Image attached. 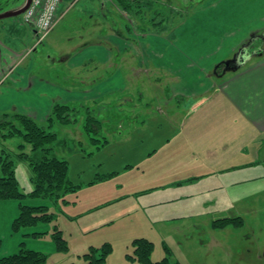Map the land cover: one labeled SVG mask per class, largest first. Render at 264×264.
<instances>
[{"label":"rangeland","instance_id":"rangeland-1","mask_svg":"<svg viewBox=\"0 0 264 264\" xmlns=\"http://www.w3.org/2000/svg\"><path fill=\"white\" fill-rule=\"evenodd\" d=\"M24 1L0 0V14L22 7ZM74 1L64 0L65 7ZM77 1L81 7L95 0ZM117 1L124 6L131 4H124L126 0H113L116 4ZM211 1L141 0V3H136H140L139 13H146L147 20L152 18V24L161 21L169 34L167 31L171 23L176 24L181 18L188 19L189 15L191 18L193 11ZM237 1L233 0L234 3ZM258 1L262 0H252L250 3L254 6ZM74 15L76 12L66 19L69 28L75 24L67 32L71 33L68 36L73 37L72 41H77L80 38L75 30L82 31L86 25L76 20ZM238 19L242 20V17ZM9 22L17 29L12 33V45L17 50H30L28 62L31 61L34 73L58 83H65L71 76L76 77L65 74V67L59 63L60 52L50 44L51 37H46L39 44L33 29L24 23L22 15L1 20L0 25ZM140 23L135 25L138 29H144V25L151 28L146 22ZM52 59L54 63H50ZM144 82V78H141L131 85L130 90L114 92L111 97L100 100L98 105H88L99 122V136H92L100 140L99 145H94L84 132L86 110L79 106H72L79 110L74 123H55L49 129L56 135L54 154L67 161L68 179L77 189L65 195L64 202L45 203L49 212L55 215L54 222L46 225V234L40 238L45 249V264H86L81 256L90 247L101 248L105 244L110 246L105 264H137L127 258L133 252L132 242L136 239L151 242L150 259L154 262L168 258L169 262L178 264H218V261L209 258L208 244L212 243L211 237L217 234L214 231H219L213 227V222L224 218L241 219L239 225L235 223L236 226L225 227L239 230V234L232 236L237 246L254 248L264 244V238L256 233L264 229V142L260 144L258 140L254 144H247V158L238 155L231 164L241 161H255L256 164L246 171L225 172L223 188L212 177L199 184L185 182L188 180L184 179L194 173L208 172L195 171L185 163L168 161L173 156L172 151L180 149L179 143L186 129L181 132L179 125L174 129V126L165 123L162 111L180 113L181 109L187 107L186 101L177 98V102L163 107L159 104L160 91L156 95ZM136 94L140 97H136ZM196 101L197 104L201 103V99ZM197 104H191L197 110L193 115L199 110L200 104ZM193 115L191 117L195 119ZM194 119H189L186 127ZM35 121L39 126L47 127L46 121L42 122L39 118ZM209 139L213 141L214 137L209 136ZM20 143L19 138L0 141V153L3 150L14 152ZM231 149L238 152V148L229 146ZM219 153L224 157L223 149ZM15 167L19 188L26 194L32 190L30 170L24 162H17ZM245 174L255 180L243 183L241 178ZM215 175L221 178L220 174ZM187 194L190 196L184 197ZM54 227L61 232L67 244L66 253L51 251ZM250 231L254 232L251 240L247 239L248 235H243Z\"/></svg>","mask_w":264,"mask_h":264},{"label":"crops","instance_id":"crops-1","mask_svg":"<svg viewBox=\"0 0 264 264\" xmlns=\"http://www.w3.org/2000/svg\"><path fill=\"white\" fill-rule=\"evenodd\" d=\"M131 1L126 0L124 4H131L127 6L129 10L124 11L120 1L116 4L113 0H95L79 7L75 0L65 7L62 0L55 26L47 37H51L52 48L60 52L59 63L65 67V74L76 76L64 80L65 83L46 80L34 73L31 61L28 62L30 50H17L12 45V33L17 31L14 24H1L0 114L15 111L45 122L56 103L98 105L106 96L125 92L127 88L130 90L131 85L144 78L149 90L155 94L160 91L159 104L163 107L177 102V98L186 101L187 107L180 113L161 110L165 123L174 129L179 125L181 132L186 129L179 143L180 149L172 151L173 156L168 161L208 172L194 173L184 179L188 180L185 182L199 184L212 177L223 188L225 172L246 171L256 164L255 161L231 164L238 155L247 158V144L258 140L260 144L264 142V53L250 57L229 74L216 77L213 70L232 58L252 35L264 30V0L254 6L250 3L252 0L235 3L233 0H212L193 11L191 18L189 15L188 19L171 23L169 34L161 21L152 24V18L147 20L146 13H139L141 0ZM73 12H76L74 18L86 25L82 31L75 30L80 38L77 41H72L73 37L68 36L71 33L67 32L75 26L72 24L69 28V21H66ZM140 22L148 23L151 28L144 25V29H138L135 25ZM28 26L35 34L33 24ZM54 62L52 59L50 63ZM136 97L140 96L136 94ZM200 99L199 105L196 100ZM192 103L199 105L198 112L202 114L193 115L197 110ZM189 119L194 121L186 127ZM209 136L214 137L213 141L208 140ZM229 146L238 148V152L229 150ZM222 149L224 157L219 153ZM250 176L245 174L241 178L243 183L255 180ZM20 204L19 201L0 200V256L14 254L20 244L29 250L45 251L40 239L25 236L32 230L12 232ZM218 230L214 232L219 235L214 234L212 243L208 244L210 259L218 264H264V244L254 248L240 247L232 241V236L239 234V230ZM247 233L243 235H248L247 239L251 240L254 232ZM256 233L264 238V229ZM52 250L55 251L53 244Z\"/></svg>","mask_w":264,"mask_h":264},{"label":"trees","instance_id":"trees-1","mask_svg":"<svg viewBox=\"0 0 264 264\" xmlns=\"http://www.w3.org/2000/svg\"><path fill=\"white\" fill-rule=\"evenodd\" d=\"M126 11L127 6L123 7ZM123 9V10H124ZM264 53V30L252 35L234 54L236 59L252 56H262ZM226 66L231 67V61L218 64L213 74L220 77L226 71ZM86 110L83 130L94 145H99L98 125L96 117L88 106H79ZM79 110L75 107L56 103L51 107L46 119L47 127L39 126L34 119L22 113L0 114V141L19 138L21 143L16 146V151L3 150L0 153V200H14L21 202L19 213L12 223V232L20 233L24 230H32L25 234L34 239H40L46 234V230H35L38 227L47 228L55 220V215L49 212L47 202L55 203L65 201L64 197L70 192H75L76 187L68 179V163L54 154V142L56 135L50 132L55 123L68 125L74 123ZM106 141H103V145ZM102 145V146H103ZM29 151L27 152V149ZM98 148L100 146H97ZM24 162L30 170L29 181L32 190L23 193L19 188L16 177V163ZM30 201V202H29ZM29 202V203H26ZM238 219V218H237ZM241 219L224 218L213 222L216 229H224L227 226L240 224ZM238 221V222H236ZM236 223V224H235ZM51 239L55 251L66 253L67 244L61 232L54 227ZM1 247V240H0ZM133 252L127 258L137 264H178L169 262L168 258L154 262L150 259L152 244L146 239H136L132 242ZM110 253V246L101 248L90 247L88 252L81 257L86 264H105ZM46 255L43 252L29 250L20 244L18 250L8 256H0V264H45Z\"/></svg>","mask_w":264,"mask_h":264},{"label":"built area","instance_id":"built-area-1","mask_svg":"<svg viewBox=\"0 0 264 264\" xmlns=\"http://www.w3.org/2000/svg\"><path fill=\"white\" fill-rule=\"evenodd\" d=\"M62 0H31L23 13L25 24H33L38 42L45 40L55 26Z\"/></svg>","mask_w":264,"mask_h":264},{"label":"water","instance_id":"water-1","mask_svg":"<svg viewBox=\"0 0 264 264\" xmlns=\"http://www.w3.org/2000/svg\"><path fill=\"white\" fill-rule=\"evenodd\" d=\"M30 1L31 0H25L22 7L17 8L15 10H10L7 13L0 14V21L4 20V19L17 17V16L21 15L22 13H24V11L27 9L28 5L30 4ZM245 60H246V58L236 59L234 57L232 62H231L232 66L231 67L226 66V72L237 70L241 65L244 64Z\"/></svg>","mask_w":264,"mask_h":264}]
</instances>
